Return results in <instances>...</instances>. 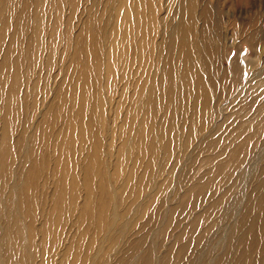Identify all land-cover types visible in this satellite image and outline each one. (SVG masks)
<instances>
[{"label": "rangeland", "instance_id": "1", "mask_svg": "<svg viewBox=\"0 0 264 264\" xmlns=\"http://www.w3.org/2000/svg\"><path fill=\"white\" fill-rule=\"evenodd\" d=\"M20 1L23 2L21 6L16 4L17 0H7V4L0 0V65L5 62L9 64L10 69L6 73L9 72L10 75L13 73L11 65L15 68V71L17 68L20 79L19 88L18 84H16L19 96L18 105L20 107L19 110H24L18 116L8 117L10 123L13 124L12 130L6 136L12 146V154L7 162L12 174H5L4 178L0 180V226L2 225L3 228L8 227L7 221L11 218L10 214L3 212L4 209L9 210L10 213L18 210L22 212L25 202L19 201L18 194L21 187L17 175L21 174L20 171L35 165L37 168L36 173L39 174V177L36 180L32 178L27 180V188L25 189L28 194L26 202L30 204L31 215L28 218L21 219L23 229L33 233V240L36 246L31 251L36 256L35 264H42L40 250L44 247L40 245L41 235L39 229L45 222L46 213L53 209L55 210L51 214L52 218L48 216V220L54 222L58 214H62L61 216L65 218L66 222L64 221L65 225L62 228L56 230L58 236L59 234L61 236L58 242L52 236L53 231H49L50 242L53 243V245H50L51 251L60 255L69 245H73L75 241H78L79 249L83 250V256H80L79 264H100L99 261L102 255L107 256V261L103 264H119L122 259L128 260L125 261V264H147L145 262L150 255L160 259L167 256L166 264H231L233 258L236 260L235 256L241 253V248L232 246V236L228 234L233 229L234 220L228 218V215L226 216L223 210L215 211L208 219L203 217L200 220L202 214L204 215L208 211L209 205L216 202L219 199V193L226 188V180L216 178V184L211 189V183L219 171L214 166V162L208 163L203 159L211 158V156L220 153L222 154L220 159H224L225 156L232 155V148L227 149L219 144V148L206 150L205 153H200L201 151L192 152L194 150L191 147L189 150H184L183 154L189 153L193 155V158L191 160L180 158L176 160V163L173 160L162 168L165 172L170 171L172 176L170 182L161 187L160 184H162L163 179L167 175L163 174L156 180L153 186L155 194L154 190L151 192L148 190V184L136 185V190L140 189L141 191V196L138 200L133 197V189L136 182L126 184V180L131 171H134V175L140 174L143 170L144 162L140 159L137 162H126L123 164V168L120 167V170H118L115 163L117 156L115 149L117 150L119 147L120 139L118 138V130L123 124H120L118 117L122 114L124 119L125 110H122L121 106L118 109L115 108L117 101H119L118 105H122L119 100L121 90H119L121 87L119 80H110L106 82L107 84L105 83L104 57L108 56L109 45L112 44L113 38L117 35L116 31L114 36H110L109 31L114 27L117 30L121 28L123 19L127 17L125 15L127 12H124V8L133 11V6H136V3V11H139L142 7L145 8H142L143 13L141 15L144 16L143 19L146 20L148 16H151L153 21L152 32L154 36L151 35L150 41L156 46L160 45L164 32L171 25L174 26V22L177 21L174 11L177 2H180V0ZM188 1H194L197 9L199 8V12H201V8L205 4L213 8L216 12V19L223 22L222 31L224 32L225 28L229 30V33L233 34V37L230 35L226 40L223 38L220 40L219 38L220 46L217 57V54L215 56L214 54H209V58H216L215 66L217 65L227 70V72H229L228 68L231 65H236L234 70L236 80L230 81L229 85V88L233 91L230 92L229 88H225V85L222 87L219 84L220 81L217 80V85L210 92L211 107L213 108L214 104L218 105L224 100L225 104L228 103L226 100H230L232 96L231 100L235 101V103L231 105V111L235 114V124L245 122L251 116V118L255 117L250 127L244 129L241 134L243 138L250 137L251 130L259 125L258 121L264 116V108L261 110L262 112L256 114L257 109L260 107V102L264 98L261 95L264 90V66H259L264 58V51L263 56L259 57L260 62L257 61L256 63L255 58L257 55L254 50H251L246 38L250 37L249 33L251 31L253 35L258 25L262 24L264 26V0ZM19 15L21 16L18 20L17 17ZM196 19L195 30L202 36L205 25L198 16H196ZM258 19L259 22L257 21L254 25V21ZM38 24L40 49L35 52V47H33L29 56L28 54L25 56L23 51L25 50L26 39L30 37L29 35H32ZM15 27L17 32L15 40H13L18 42L21 50L20 58H18L17 62L18 53H5L9 45L10 36L14 31L12 29H15ZM245 27H251L247 34L244 33ZM131 31H134V25L131 26ZM86 32L90 35V39H86L91 41V44L99 47L101 57H103L101 58V68H95V71H97L96 80L99 78V81L93 88L89 89L92 97L90 99L86 97L85 100H92V107L95 108L93 110L95 122L92 133H97L101 139L103 144L101 160L104 158V162L107 165L105 169L102 168V171L110 178L107 181L103 175L98 174V179L95 180L97 183L93 186V192L92 188L85 183L84 174L80 171L84 154L82 153L78 156V153H75L73 158L74 149L77 151V145L60 156V151L54 144L58 129H60V123L57 124L53 132L51 130L43 139L46 129L51 128L53 125L55 126V123L51 122V120L46 123L45 116L48 118L56 109L58 113V107L59 109L63 108L59 104L60 101L57 100H67L66 96L62 97V93L65 86L68 85V79L73 74V70L76 71L74 63L76 49L81 50L77 52L81 54L77 59L81 62L86 61L82 50L84 46L88 47L89 43L87 41L84 46L81 43V38H83L81 36ZM118 35L120 36V34ZM198 38L200 39L199 36ZM114 39L115 45L119 46L120 37L116 36ZM229 43H232V45L230 46ZM261 45L264 47V41L258 43V49ZM212 46L215 52L218 47L215 44ZM129 47L132 48L131 45ZM116 52L112 55L113 58L117 57L118 52ZM97 57L99 58L100 56L97 55ZM121 58L116 59L114 64L116 78L122 72L121 67L123 64L121 66L120 61H118ZM234 59H236L235 62ZM151 61L153 63L155 59L153 58ZM249 62L253 64L252 72L254 74L255 71H260L258 77L254 75L251 79L249 78ZM130 64L134 65L133 60H131ZM134 67L130 69V73L135 71ZM132 75L133 80L127 76L126 96L132 93V84L134 79H137L134 73ZM81 88H85L86 91V86ZM5 91L6 88L3 85V88H0V95ZM33 101H35L34 107L32 106ZM89 104H91V101ZM2 108L3 103L0 100V134L2 122L5 118ZM238 108L241 111L243 110V112H239ZM224 113V115L228 114L225 111ZM87 114L85 113L84 117ZM83 122L85 123L86 119ZM184 125L186 127L188 124L184 122ZM22 128H24L23 131ZM38 130H42L40 132L42 139L37 140L34 147H30V150L34 152L35 161L32 156L27 159L22 158L24 151L29 149L31 145L30 139L35 134L34 132H36V139L38 138ZM223 131L225 134H221L219 137L225 141L230 143L237 139L238 134H235V132L231 134L232 131ZM121 132L124 133L122 126ZM261 142L263 141L259 140V144ZM179 149L181 150L178 147L176 153H178ZM258 149L253 153L258 156L255 157L253 165L255 166L259 162L258 168H260L264 166V164H260L264 156H261L263 154ZM103 152L108 155L104 157ZM71 161L73 164L70 163ZM1 166H4V164L0 161V173ZM205 173H207L204 177L205 179H212L208 187L209 192L206 200H201L195 209L194 206L183 209L184 213H179V215L170 216L167 214L170 208L185 202L182 199L184 191L196 186L198 184L196 180ZM109 174H111V177ZM246 176V196H248L256 184L257 176L254 177V173H250L248 178ZM231 180H233L232 176L229 177L228 181ZM71 182H73L74 186L70 189ZM57 188H62V192L65 193L60 199L56 195L58 193L56 191ZM102 188L103 194L101 195ZM86 189L88 193H86ZM236 193L237 191L235 190L231 194V198ZM102 197L104 202L99 207L98 202H100ZM239 198L233 197L228 202L232 205V212L236 209L241 211L242 205L247 199V197L245 199L244 197ZM97 199L99 200L95 203ZM85 202H88L86 204H89V208L92 210L91 212L87 211L82 216L81 207ZM60 204H65L66 209H61ZM139 204H151L153 206V212L150 215L154 217V224L146 225L151 217H149L148 213L145 214L139 209ZM238 205L240 208H238ZM69 206L72 209H68L67 207ZM101 209L102 211H100ZM195 220L196 223H194ZM72 223L75 224V227L71 226L73 225ZM194 224L198 226L192 228ZM53 229L56 228L54 227ZM2 230L0 229V232ZM245 230L246 226L243 225L241 232ZM25 231L23 234H25ZM180 234L181 238L176 240V236ZM74 235L75 238L71 241L70 237ZM226 240L229 241L230 245L227 251L229 254L227 258L221 257V246ZM186 244L188 245L183 250L182 247ZM181 249L183 252H180ZM135 251L140 253L137 261L133 258ZM118 256L119 258L115 261ZM225 258L226 261L224 263ZM245 258L249 259L248 256ZM56 259L57 257L50 264H54ZM69 262L70 257H67L65 264ZM151 264H157V262L154 261ZM160 264L164 263L160 262Z\"/></svg>", "mask_w": 264, "mask_h": 264}, {"label": "bare ground", "instance_id": "2", "mask_svg": "<svg viewBox=\"0 0 264 264\" xmlns=\"http://www.w3.org/2000/svg\"><path fill=\"white\" fill-rule=\"evenodd\" d=\"M2 2H6L7 4V0H2ZM16 4L21 6L23 2L17 0ZM135 5L136 6H133L135 11L133 8V11L124 8V12H127V14H125L127 17L123 19L121 28L117 30V28L114 27L109 31L110 36H114L117 31L116 36L120 37L121 42L118 43L119 46H117L115 45L114 39L116 36L113 38L114 41L109 45V53L106 58L104 57L103 63L105 68V83L110 80H119L121 83V87L119 88V90L121 89L119 100L123 106L118 105L119 101H117L115 108L118 109L121 106L120 108L125 110L124 119L122 114L118 117L120 119V124L123 123L121 126L124 129V133L121 132L120 126L118 130V138H120L119 147L117 150L115 149L117 154L115 158L116 166L118 170H120V167L123 168V164L126 162H137L139 159L144 162L142 172L138 175H134V171H131V174L129 173L126 180V184L136 182L133 189V197L135 200H138L141 196V191L140 189L136 190V185L148 184L147 188L151 192L154 190L153 186L156 180L163 174L167 176L163 179L160 187L166 185L170 182L172 173L170 171L165 172L162 168L173 160L176 163V160L180 158H186L187 160L193 158V155L189 153L183 154L182 152L184 150H189L191 147L194 150L192 152L201 151L200 153H205L206 150L219 148V144L221 147L227 149L232 148V155H227L229 157L225 156L224 159H220L222 156L221 153L211 156V158L203 159L208 163H215L214 166L217 167L219 171L217 174L218 177H214L212 181V179L204 178L207 173L199 176L196 180L198 184L184 191L182 199H184L185 202L170 208L167 214L174 216L175 214L179 215V213H184L183 209H187V207L191 208L194 206V209L197 208L201 200H206V196L209 192L208 187L211 181L212 189L214 188V184H216V178L219 180H226V188L219 193V199L209 205L208 211L204 215L202 214L200 220L203 217L204 219H208L215 211L223 210L225 215H228V218L234 220L233 229L228 232V234L232 236V246L241 248V253L235 256L237 258L236 260L233 258L232 263L264 264V166L258 168L259 162L255 166L253 165L255 157H258L253 153H255L258 148L263 154L261 156H264V145H262L264 143V114L261 115L263 116L261 119L258 116L260 119L258 121L259 125L251 130L250 137L243 138L241 136L243 130L250 127L255 117L251 118V116L245 122L235 124V114L231 111V105L235 103V101L231 100L232 96L230 100H226L228 103L225 104L224 100V102L218 103V105L214 104L215 107H211V90L217 85V80L220 81L219 84L222 87L225 85V88L228 89L230 81L233 82L236 80L234 76L236 65H231L232 67L230 66L228 68L229 72H227V70L217 65L215 66L217 60L213 57L209 58V54H214V56L217 54V57L219 55L220 46L219 38L220 40L221 38L226 40L230 35L233 37V34L229 33V30L225 28L224 32L222 31L223 22L216 19V12L207 4H205L201 8V12H199V8L197 9L194 1L187 2V0H180V2H177L174 11L177 21L174 22V26L171 25V27L164 32L162 43L156 46L150 41V38H152L151 35H153V21L151 20V16H148L146 20L143 19L144 16L141 14L143 13L142 8L144 7L136 11L137 4L135 3ZM133 12L135 13L133 14ZM20 16L21 15L17 17L18 20ZM196 16H198L205 25L202 36L195 30V22L197 21ZM257 21L259 22V19L254 21V25ZM132 25H134L133 32L131 31ZM250 28L251 27H245L244 33L247 34ZM12 30L14 31L10 36L9 45L5 53H18L19 55L16 57L17 62L18 58H20L21 50L18 46V42L14 41L17 32L16 27ZM118 34H120V36ZM249 35L250 37L246 38V41L250 44L251 50H254V53L257 55L255 58L256 63L257 61L260 62L259 57L263 56L264 47L261 45L258 49V43L264 41V26H262V24L258 25L253 35L252 31ZM29 36L30 37L26 39L25 50L23 51L25 56L27 54L29 56L33 47H35V52L40 49L39 24L34 29L32 35ZM81 37H83L81 38L82 46L86 45L87 41L89 43L88 47L84 46L82 50L83 55L86 57V61L81 62L77 59L81 55L77 52L81 50L76 49L74 53L76 71L73 70V74L68 79V85L65 86L62 93V97L66 96L67 100H57L60 101V103H58L61 104L63 108L59 109L58 107V113L56 109L48 118L45 116L46 123L51 120V122L55 123V126L53 125L51 128L47 127L48 129H46L43 139L51 130L53 132L57 124L60 123V129H58L54 144L57 146L58 151H60V156L64 154L65 151L67 152L77 145V151L74 149L73 158L75 153H78V156L82 153L84 154V157L82 156V168H80V171L84 174L83 179L85 183L92 188L91 190L93 192V186L97 183L95 180L98 179V174L103 175L107 181L110 179L107 177V174L102 171V168L105 169L107 167L104 158L101 160V149L103 144L98 134L92 133L95 122L93 110H95V108L92 107V100H85L86 97L89 99L92 97L89 89L93 88L99 81V78L96 80L97 71H95V68H101V58L103 57H101L99 47L91 44V41L86 39H90V35H88L87 32L83 33ZM213 44L218 47L215 52L213 51ZM130 45L132 48L129 47ZM229 45L231 46L232 43H229ZM116 51L118 55L116 58H113L112 55L115 54ZM97 55L100 57L98 58ZM119 57H122L118 61H120L121 66L122 64L123 66L121 67L122 70L120 69L122 72H120V74L118 73L119 75L116 78L114 64ZM153 58L155 61L152 63L151 60ZM263 59L259 66H264ZM131 60H133L134 65L130 64ZM235 61L236 59H234V62ZM252 62L248 63L250 79L254 75L258 77V73H260V71H255V74L252 72ZM133 67L135 71L130 73V69ZM11 68H13L12 75H10L9 72L6 73V71L10 69L9 64L5 62L3 65H0V88H3V85L6 88V91L2 92L0 95V100L3 103L2 109L4 111L2 113L5 115L0 134V161L4 164V166H1L0 180L4 178L5 174H12V170L8 166L9 163H7L12 154V146L6 136L10 130H12L13 124L10 123L8 117L13 118V116H18L24 112L22 109L19 110L20 107L18 105L19 96L17 93L20 87V79L18 77L17 68L16 71L12 65ZM133 73L137 76V79H134L132 84V93L126 96L128 84L127 76L131 77L133 80ZM125 77L127 78L125 79ZM16 84H18L17 89ZM82 86H86V91L85 88H81ZM229 91L231 92L233 90L229 88ZM261 95L264 96V90ZM90 101L91 104H89ZM34 102L35 101L32 102L33 107ZM263 108L264 98L260 102V107L257 109L256 114L262 112L261 110ZM224 111L228 112V114L224 115ZM239 112H243V110L241 111V109H239ZM85 113L88 114L84 117ZM84 119H86L85 123L83 122ZM184 122L188 124L186 127ZM23 130L24 128H22V131ZM48 130L49 132H47ZM223 130H227V132L232 131L231 134L235 132V134H238L237 139L230 143L225 141L219 137L221 134H225ZM36 132L31 136V145L29 149L24 151L22 157L24 159L32 156L35 161L34 152L30 150V147H34L36 141L42 139V134L40 135L42 130H38L37 139ZM259 140L263 142L259 144ZM178 147L181 148V150L179 149L178 153H176ZM103 153L104 157L108 155L105 152ZM70 163L73 164L72 161ZM260 164H264V158L261 160ZM65 165L68 170L66 162ZM36 171V166L32 165L29 169L22 170L20 171L21 174L17 175L21 187L18 194L19 201L25 202L22 212L18 210L17 212L10 213L7 209L3 210V212L10 214L11 218L7 221L8 227L3 228L2 225L0 226V229H3L0 232V264H35L34 260L36 256L31 251V249L36 246L33 240V233H29L23 229L21 219L28 218L31 215L30 204L26 202L28 194L25 189L27 188V180L31 178L36 180L39 177ZM250 173H254V177L257 176V181L249 195L246 196L247 179L245 175H247L246 177L248 178ZM109 176L111 177V174H109ZM231 176L233 180L228 181ZM73 186V182H71L70 189L73 188ZM62 190V188L56 189L58 192L56 195L59 199L65 194ZM235 190L237 193L233 196L234 198L244 197L245 199L247 197V199L242 205L241 211L236 209L232 212V205L228 202L232 200L233 197L231 198V194ZM86 193H88L87 189ZM102 194L103 188L101 195ZM72 195L71 192V196ZM98 200L99 199L95 200V203H97ZM103 202L104 199L102 197L100 202H98L99 207ZM86 203L88 202H85L81 207L82 216L86 214L87 211L91 212L92 210L89 208V204ZM60 206L61 209H66L65 204H60ZM67 208L72 209L70 206ZM238 208H240L239 205ZM139 209L149 215L153 212V206L151 204H139ZM54 210L55 209L46 213L45 222L39 229L41 235L40 245L44 246L40 250L42 264H50L56 257L57 259L54 264H65L67 257H70V262L68 264H79L80 256H83V250L81 251L79 249L78 241H75L73 245H69L60 255L54 251L52 253L51 251L52 248L50 245H53V243L50 242L49 231H53L52 236L55 238V241L58 242L61 236L60 234L58 236L56 230L62 228L65 225L64 221L66 222L65 218H62V214H58L54 222L48 220V216L52 218L51 214H53ZM100 211H102V209ZM250 215L252 216L251 218ZM149 217H151L150 221L146 223V225L154 224V217L151 215ZM194 223H196V220ZM243 225L246 226V230L241 232V227ZM71 226L75 227V224ZM197 226L198 225L194 224L192 228H196ZM54 227L56 229H53ZM24 231L25 234H23ZM74 238L75 235L71 236L70 240L73 241ZM179 238H181V234L177 235L175 239L178 240ZM227 240L221 246V257L227 258L229 255L227 251L230 245ZM187 245L188 244L183 246L182 249L184 250ZM182 249L180 252H183ZM247 256L249 259L245 258ZM139 257L140 253L135 251L133 258L137 261ZM118 258L119 256L115 261ZM166 260L167 256L160 259L150 255L147 257L145 263L151 264L155 261L157 264H160V262L166 264ZM106 261L107 256L102 255L99 263L103 264ZM125 261L128 260L122 259L119 261V264H125Z\"/></svg>", "mask_w": 264, "mask_h": 264}]
</instances>
